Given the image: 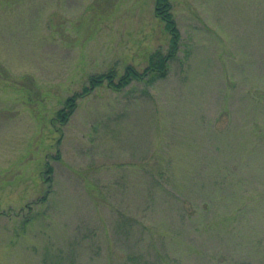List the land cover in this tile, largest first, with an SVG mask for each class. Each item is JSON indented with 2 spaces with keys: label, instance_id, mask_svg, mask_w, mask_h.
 Listing matches in <instances>:
<instances>
[{
  "label": "rangeland",
  "instance_id": "rangeland-1",
  "mask_svg": "<svg viewBox=\"0 0 264 264\" xmlns=\"http://www.w3.org/2000/svg\"><path fill=\"white\" fill-rule=\"evenodd\" d=\"M169 1L115 91L156 0H0V264H264V0Z\"/></svg>",
  "mask_w": 264,
  "mask_h": 264
},
{
  "label": "trees",
  "instance_id": "trees-1",
  "mask_svg": "<svg viewBox=\"0 0 264 264\" xmlns=\"http://www.w3.org/2000/svg\"><path fill=\"white\" fill-rule=\"evenodd\" d=\"M155 16L165 23L167 32L171 36L170 44L167 53L158 50L154 52L150 57L149 65L146 72L140 73L133 66L128 67L125 73L114 81L117 77L116 72L111 71L108 74L94 76L90 79L93 86H100L105 80L108 79V85L112 90L121 91L135 80H142L145 75H158L159 77H166L168 73V63L170 60L176 57L180 45H181V33L177 26L174 14L172 12V5L169 0H156ZM67 108L70 110L59 111V121L61 125H66L76 108V102L74 98L67 100Z\"/></svg>",
  "mask_w": 264,
  "mask_h": 264
}]
</instances>
